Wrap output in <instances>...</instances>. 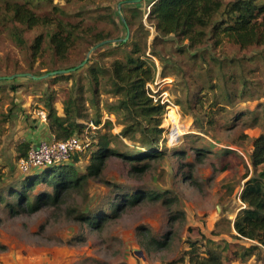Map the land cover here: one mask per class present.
<instances>
[{
	"label": "rangeland",
	"instance_id": "obj_1",
	"mask_svg": "<svg viewBox=\"0 0 264 264\" xmlns=\"http://www.w3.org/2000/svg\"><path fill=\"white\" fill-rule=\"evenodd\" d=\"M127 1L131 0H54L69 12L66 17L60 16L80 22L77 31L82 36L64 59L54 56L46 42L36 56L31 55L14 41L9 24L0 23L1 76L20 72L41 75L74 67L88 56L83 66L66 74L40 80H0V193L5 198L11 200L6 190L13 180L7 176L10 166L15 167V175L22 174L17 155L23 142L5 144L9 122L4 119L15 110L29 120L38 110H47L45 98L49 94L58 113L64 115V101L73 89L87 115L79 119L84 126L76 134L89 143L75 164L79 173H84L92 161L99 133L108 134L111 146L120 151L147 150L141 147L139 131L124 132L132 120H126L124 111L114 108L118 95L112 91L109 74L98 73L95 83L92 76L99 65L125 58L134 43L141 48L137 57L149 60L154 67L155 78L147 86L165 105L159 141L160 148L168 149L163 161L142 172L121 156L110 155L99 177H91L81 190L65 194L59 204L12 213L0 200V264H165L181 257L187 261L189 240L205 243V238H211L220 243L229 241L232 247L252 244L235 236L233 221L243 206V185L254 175L250 158L253 141L264 134V44L243 49L227 40L218 45L206 40L197 47H187V39L156 31L147 19L149 0ZM52 10L48 2L38 9L55 16ZM87 29L90 33L103 31L113 41L91 50L97 43H90L88 34L83 33ZM45 31L42 27L25 28L23 36L30 44ZM198 95L204 99L201 104L196 102ZM98 118L100 124L95 123ZM195 146L207 147L208 151L199 155L193 150ZM183 149L186 154L179 158L175 152ZM6 154L10 156L8 161ZM181 162L186 164L183 171L192 166V182L182 178ZM143 188L161 191L162 197L138 200L101 230L90 229L78 218L79 211L89 215L110 213L118 193ZM169 197L174 199L172 203ZM145 229L160 239L165 237L169 245L148 248ZM199 250H204L202 245ZM240 264H264V248Z\"/></svg>",
	"mask_w": 264,
	"mask_h": 264
},
{
	"label": "trees",
	"instance_id": "obj_2",
	"mask_svg": "<svg viewBox=\"0 0 264 264\" xmlns=\"http://www.w3.org/2000/svg\"><path fill=\"white\" fill-rule=\"evenodd\" d=\"M53 1L0 0V23L3 26L9 24L14 41L25 46L31 55L36 56L46 42L54 56L64 59L68 49L79 36H82L81 32L77 31L80 22H73L60 16L66 17L69 12ZM44 2L51 3L52 14L59 16L40 13L39 6ZM149 3L151 5L147 19L153 22L156 31L163 36L174 34L181 40L187 39L189 41L187 47H197L206 40H214L216 45L227 40L243 49L264 44V0H149ZM36 27H42L46 31L38 34L29 44L23 36L24 29ZM83 33L88 34L91 44L111 38L103 31L90 33L87 29ZM133 45L125 54V58L115 59L109 65H99L92 71V76L95 83L98 73L109 74L113 85L112 91L118 95L114 108L124 111L126 120H132L131 123H127L124 132L132 134L139 131L142 134L141 147L147 150L136 148L120 151V148L111 146L108 134L99 133L96 135L98 148L92 152V161L86 166L84 173H79L75 167L84 151L74 152L69 161L32 168L21 172V175H15L13 173L15 167L10 166L8 175L3 173L2 176L7 175L9 179H13L6 186L11 200L5 198L2 193L0 200L6 202L12 213L32 212L44 205L59 204L65 194L81 190L89 178L99 177L107 158L112 154L126 159L138 172L166 158L168 149L166 146L160 148L162 143L159 141L162 131L160 116L165 105L159 99H155L147 86V83L155 78L154 67L149 60L137 57L141 48L137 43ZM93 93L97 94L95 87ZM203 100L201 95H198L196 102L201 104ZM45 106L46 121L56 140H65L82 130L84 124L80 123L79 119H85L87 115L82 111L73 89L64 101V115L58 113L50 94L45 98ZM12 112L8 113L4 120H9ZM95 123L100 124V118L96 119ZM29 148L28 142L18 146V161L27 155ZM193 150L199 155H205L208 151L207 147L198 146L193 147ZM175 154L181 158L186 154V149ZM250 158L254 175L243 185L240 193L243 206L236 213L233 226L238 239L248 240L252 244L232 247L233 244L229 241L220 243L211 238H205V243L197 239L189 240L187 261L181 257L165 264H239L252 255L256 256L257 252L264 248V134L254 139ZM141 160L144 162L137 166ZM185 165L183 162L179 164L182 178L192 182V166L188 165V171H183ZM114 186L121 189L118 184ZM161 194V191L149 188L120 192L111 204L110 213L89 215L79 211L78 218H81L90 229L101 230L104 224L120 211L132 207L138 200L153 201L161 198ZM167 199L171 203L174 200L170 197ZM144 237L148 248L161 249L169 245L168 239L158 238L149 229L144 230ZM200 245L203 246V251L199 250Z\"/></svg>",
	"mask_w": 264,
	"mask_h": 264
},
{
	"label": "built area",
	"instance_id": "obj_3",
	"mask_svg": "<svg viewBox=\"0 0 264 264\" xmlns=\"http://www.w3.org/2000/svg\"><path fill=\"white\" fill-rule=\"evenodd\" d=\"M36 114L41 120H47V110L40 109ZM88 145V141L82 140L77 135L65 140L43 139L37 144L30 146L27 155L18 161V168L21 172H25L35 167L66 162L71 159L74 152L84 151Z\"/></svg>",
	"mask_w": 264,
	"mask_h": 264
},
{
	"label": "crops",
	"instance_id": "obj_4",
	"mask_svg": "<svg viewBox=\"0 0 264 264\" xmlns=\"http://www.w3.org/2000/svg\"><path fill=\"white\" fill-rule=\"evenodd\" d=\"M7 122H9L7 126L9 127V131L5 136V144L7 145L11 144L12 146H15V142L18 144L21 142H28L30 146H32L43 139H54V135L51 133L47 121L41 120L37 114L27 120L26 116L21 114V111L16 112L14 110L12 116ZM6 155L7 157L5 158L8 161V157L10 156L8 154Z\"/></svg>",
	"mask_w": 264,
	"mask_h": 264
},
{
	"label": "water",
	"instance_id": "obj_5",
	"mask_svg": "<svg viewBox=\"0 0 264 264\" xmlns=\"http://www.w3.org/2000/svg\"><path fill=\"white\" fill-rule=\"evenodd\" d=\"M141 0H131V1H127V2H131V3H138L140 2ZM124 23H126L125 19H123ZM128 35H129V30H128ZM113 40L111 39H108V40H103L99 43H97L94 47H92L91 50L97 48V47H100V46H103L105 44H109L111 43ZM88 59V56L87 58L81 62L80 64L74 66V67H70V68H64V69H56V70H53V71H49V72H46V73H43L41 75H36L34 73H31V72H20V73H13L11 75H3V76H0V80H13L17 77H29V78H32V79H35V80H40V79H43V78H46V77H50V76H56V75H60V74H66V73H69L71 71H74L76 70L77 68L83 66L86 61Z\"/></svg>",
	"mask_w": 264,
	"mask_h": 264
}]
</instances>
